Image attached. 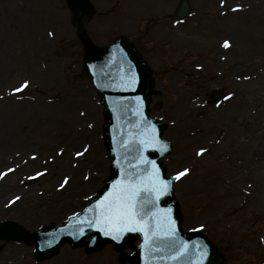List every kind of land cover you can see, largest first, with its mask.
<instances>
[{
    "label": "rangeland",
    "instance_id": "rangeland-1",
    "mask_svg": "<svg viewBox=\"0 0 264 264\" xmlns=\"http://www.w3.org/2000/svg\"><path fill=\"white\" fill-rule=\"evenodd\" d=\"M89 1L85 26L93 42L129 39L152 73L149 114L164 122L162 136L172 144L162 164L169 177L188 169L173 189L182 230L205 234L219 250L216 264H264V129L251 115L248 90V75L264 74V0H189L182 21L174 18L180 0ZM234 17L243 20L227 34L236 62L216 68L194 31L214 34L221 30L214 24ZM84 56L66 0H0V224L53 228L112 176L104 106ZM216 89L224 92L217 104L208 100ZM179 98L200 105L182 126ZM191 180L194 187L184 190ZM139 243L88 252L67 242L40 260L31 242L0 239V264H133Z\"/></svg>",
    "mask_w": 264,
    "mask_h": 264
},
{
    "label": "water",
    "instance_id": "water-1",
    "mask_svg": "<svg viewBox=\"0 0 264 264\" xmlns=\"http://www.w3.org/2000/svg\"><path fill=\"white\" fill-rule=\"evenodd\" d=\"M67 2L77 17L78 34L85 46L86 71L99 90L105 106L106 141L111 147L114 176L106 179L105 189L81 212L57 227L28 232L18 230L13 223L0 224V239L33 241L37 257L44 259L67 241L79 246L83 245L86 237L91 236V241L85 244L91 252L106 243L123 247L139 235L141 244L134 254L133 264H214L218 251L207 237L200 232L186 234L180 228L179 205L172 199L175 179L165 175L160 162L171 151L172 145L161 138L165 125L148 114V95L152 84L148 67L125 38L107 47L94 45L83 23L90 8L88 0ZM188 13V0H182L176 17L183 19ZM222 96V92L216 91L210 99L218 102ZM153 175L169 181L168 190L158 197L147 193L142 196L143 200L151 203L145 204L141 225L137 226V230L123 232L117 240L95 226L96 217L101 211L98 205L113 191L117 181H127L129 177L146 181ZM158 224L160 228H157ZM141 226L143 231L140 230ZM173 228V235L165 234Z\"/></svg>",
    "mask_w": 264,
    "mask_h": 264
},
{
    "label": "snow or ice",
    "instance_id": "snow-or-ice-1",
    "mask_svg": "<svg viewBox=\"0 0 264 264\" xmlns=\"http://www.w3.org/2000/svg\"><path fill=\"white\" fill-rule=\"evenodd\" d=\"M224 47H229L228 41L224 42ZM24 87H27V82L21 86V89ZM21 89H15V91H20ZM156 143L160 142L156 141ZM203 151L201 149V153ZM77 155H81V153H77ZM187 172L188 169H184L176 175L175 179H180ZM168 184L169 181L160 180L158 175H153L146 181L144 179L134 180L131 177L127 181H117L113 186V191L108 193L98 205L101 211L99 216L96 217L95 226L100 227V230L105 235L112 236L117 240L120 239L123 232L137 230V226L141 225L145 204L151 203V201L143 200L142 196L145 193L155 195L156 197L163 195L168 190ZM160 227L158 224L157 228ZM140 230H144L143 226L140 227ZM165 234L173 235L174 228L166 231ZM181 252H183V249H181Z\"/></svg>",
    "mask_w": 264,
    "mask_h": 264
},
{
    "label": "bare ground",
    "instance_id": "bare-ground-1",
    "mask_svg": "<svg viewBox=\"0 0 264 264\" xmlns=\"http://www.w3.org/2000/svg\"><path fill=\"white\" fill-rule=\"evenodd\" d=\"M241 21L243 20L234 17L230 19L229 21H227L226 24L220 25L221 27L219 26V24L213 23L215 27L221 28L220 31H215L214 34H212L211 31L208 30L207 28H203L199 31H196V30L194 31L195 35H193V40L196 41L201 46L202 52L203 51L206 52V57L208 59H211L212 62H214L216 68H219V66L228 68L230 64L233 65L236 62V46L232 45V43L228 41L229 39L227 38V34H229L232 31L235 25L237 29V26H240L243 23ZM209 36H212V37L210 38ZM225 41L229 42V47H224ZM238 45L240 48H245L246 46L245 43L243 42L238 43ZM219 52L221 54H219ZM248 52L244 53V55L248 54ZM193 69L197 70L195 66H193ZM234 74L236 75L235 70H234ZM248 78L253 81L248 88V90L251 92V95H252L250 96V99H249L252 102L251 107H253L251 111V115L252 117L256 118V124L259 123V128L261 129V131H263L264 129V79H263L264 74L261 73L259 70H255V71H252L248 75ZM239 88L241 89V92L244 90V93H245V89H246L245 85L241 84ZM246 98L248 97L244 96V98H240V99H242V102H245ZM180 99L181 98H179L176 102L175 114H176V121L180 123L178 125L182 126L183 123H190L191 121L190 119L187 118V116H189L188 112L191 110V107L199 109L200 105L196 101L191 102L193 103L191 105L189 100H188V103H186L185 100H180ZM229 112L230 111L227 112V115L229 114ZM196 121L198 122L199 119L194 120L193 123ZM186 125H189V124H185V126ZM198 130H199V126H196V129L194 128L192 130L189 129L187 134L191 136L193 135L195 136ZM188 147L189 146L187 145L182 146V149H186ZM195 163H197V161L194 162L193 164L196 165ZM193 187H194V181L191 180L183 189L187 190L188 188L192 189ZM217 261L218 260L215 259L214 264H216Z\"/></svg>",
    "mask_w": 264,
    "mask_h": 264
}]
</instances>
